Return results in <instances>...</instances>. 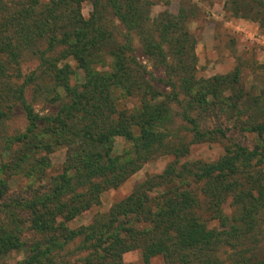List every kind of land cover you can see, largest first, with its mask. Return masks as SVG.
<instances>
[{
	"label": "trees",
	"instance_id": "obj_1",
	"mask_svg": "<svg viewBox=\"0 0 264 264\" xmlns=\"http://www.w3.org/2000/svg\"><path fill=\"white\" fill-rule=\"evenodd\" d=\"M83 1L50 0L40 5L38 0H0V123L15 104L28 122L25 132L8 144L26 140L39 120L54 128L47 130L48 137L57 131L56 140L67 147L54 186L25 202L33 214L30 229L49 237L44 248L32 246L20 264H123L121 256L136 249L141 264L156 258L157 264H264V169L260 168L264 143L258 141L251 148L229 143L214 161L187 162L179 158L191 140L167 139L155 131H165L160 120L164 112L156 100L174 103L184 97L190 111L205 112L202 120L198 115L185 118L194 143L210 139L209 133L218 129L219 114L227 109L234 129L263 134L264 122L238 119L248 111V106H238L239 71L196 78L195 43L183 16L163 12L149 21L147 0H87L91 12L83 18ZM225 9L264 27V0H225ZM113 20L126 32L123 44L112 40ZM132 33L147 59L161 67L163 77L158 81L168 92H157L150 85L153 78H146L143 67L127 53ZM58 48L65 52L51 58ZM26 52L34 53L39 72L61 88L66 99L55 114L41 119L23 99V83L34 80L32 75L18 85L10 83L19 78L21 55ZM67 59L83 72L77 86L67 82L72 74ZM95 64L107 70H98ZM114 90L136 97L137 110H117ZM118 138L132 145L114 154L111 147ZM165 154L178 161L136 183L88 226L67 232L53 225L58 214L72 218L98 205L102 192L121 186L149 157ZM9 238L2 239L0 247L14 244ZM76 238L81 241L72 250L79 257L70 262L65 258L71 251L65 246Z\"/></svg>",
	"mask_w": 264,
	"mask_h": 264
},
{
	"label": "rangeland",
	"instance_id": "obj_2",
	"mask_svg": "<svg viewBox=\"0 0 264 264\" xmlns=\"http://www.w3.org/2000/svg\"><path fill=\"white\" fill-rule=\"evenodd\" d=\"M50 0H38L44 5ZM150 4L148 11L149 21L156 19L160 13H167L172 17L183 16L184 27L194 40L193 54L195 61L194 76L199 79H207L216 75L231 73L234 69L239 71L238 88L242 92L239 108L248 106L247 113L238 116L239 120L252 118V122H264V27L248 18L234 16L231 11L225 9V0H147ZM6 2V1H5ZM37 11V10H36ZM91 12L90 4L84 0L80 5V14L87 18ZM112 40L114 44H123L124 29L114 20L112 21ZM110 28V27H109ZM130 48L127 53L135 58V62L143 67L144 76H150L153 80L150 85L163 94V87L158 81L163 77L162 69L147 59L138 43V38L131 34ZM40 47V49H39ZM36 46L41 50L43 45ZM61 48L51 53L52 57L63 54ZM26 52L21 55L19 78L11 79V84H20L29 74L33 79L25 84L23 99L38 118L53 115L60 109V105L66 102L61 88L53 86L52 82L41 74L37 67V60L33 53ZM72 72L68 75L69 85L76 86L83 81V72L77 68L74 62L66 60ZM98 70H107L104 65L95 64ZM134 70V69H132ZM165 90V89H164ZM112 100L117 110L125 109L135 111L139 102L136 97L123 96L120 90H114ZM110 94V95H111ZM227 92L224 93L226 95ZM229 94V93H228ZM178 102H168L163 98L159 102L164 112L163 128L155 131L166 134L167 139H176L188 143L187 152L181 156L180 161L211 162L218 158L229 143H239L251 148L257 146L258 141L264 143V133L255 135L244 129H234L232 122L228 120L229 111L219 114V124L214 132L209 133L210 139L194 143L192 133L186 117L198 115L197 111H190L185 103L186 98L179 97ZM155 102V101H154ZM205 112H199L198 120H202ZM236 114V112H234ZM235 116V115H234ZM236 117V116H235ZM181 121L186 124L182 125ZM201 122V121H200ZM37 126L21 143H12L10 139L25 132L28 122L17 104L14 105L5 121L0 123V241L4 238H14V244L0 247V264H20L26 260L29 251L34 246L44 248L43 243L49 236L38 234L30 229L29 218H33L30 208L25 204L26 200L43 195L54 186L52 180L62 171L66 161L67 147L56 140L57 131L47 136L48 131L54 129L43 121H36ZM206 127H204L205 129ZM136 132H133L135 135ZM131 143L118 138L112 145L111 152L120 154L122 150L131 148ZM70 149V148H69ZM69 153V152H68ZM74 156V154H71ZM176 157L170 154L156 156L149 159L134 172L121 186L116 189H107L98 197L99 204L68 218L64 214L54 217L53 225H57L61 231H73L80 227H86L92 220L104 215L110 206L123 199L131 191L133 186L145 177L160 174L169 163L175 162ZM264 169V165L260 167ZM71 169L68 171V173ZM197 188V187H195ZM228 201L223 206L228 213ZM57 230V229H56ZM59 230L55 232L59 235ZM81 238H76L65 246V250L71 251L66 260L75 261L79 254L72 250ZM42 245H40V244ZM7 244V242H6ZM33 246V247H32ZM68 253V252H67ZM69 254V253H68ZM81 256V255H80ZM123 264H141L139 249L131 250L121 256ZM159 259L151 260V264L159 263Z\"/></svg>",
	"mask_w": 264,
	"mask_h": 264
}]
</instances>
